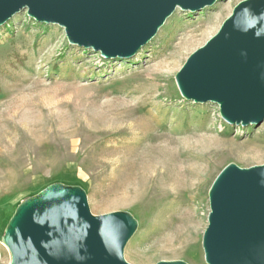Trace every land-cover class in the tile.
I'll list each match as a JSON object with an SVG mask.
<instances>
[{"label":"rangeland","instance_id":"1","mask_svg":"<svg viewBox=\"0 0 264 264\" xmlns=\"http://www.w3.org/2000/svg\"><path fill=\"white\" fill-rule=\"evenodd\" d=\"M240 1L176 9L130 59L71 45L25 10L0 27V264L16 207L55 183L80 187L93 215L137 220L128 263L206 264L209 189L230 163L264 164V122L227 124L216 104L185 100L175 74Z\"/></svg>","mask_w":264,"mask_h":264},{"label":"water","instance_id":"2","mask_svg":"<svg viewBox=\"0 0 264 264\" xmlns=\"http://www.w3.org/2000/svg\"><path fill=\"white\" fill-rule=\"evenodd\" d=\"M221 0H0V27L25 10L58 25L69 44L105 59H130L176 9L198 12ZM175 81L181 96L214 103L231 126L264 122V0H242L192 52ZM202 235L206 264H264V164L226 165L209 192ZM137 220L90 212L78 186L51 184L20 202L2 236L9 264H130L124 249ZM156 264H188L182 260Z\"/></svg>","mask_w":264,"mask_h":264},{"label":"bare ground","instance_id":"3","mask_svg":"<svg viewBox=\"0 0 264 264\" xmlns=\"http://www.w3.org/2000/svg\"><path fill=\"white\" fill-rule=\"evenodd\" d=\"M140 166L143 168V169H142V168H141V169H142L144 172L147 171V167H148V166H146V164L143 163V164H141Z\"/></svg>","mask_w":264,"mask_h":264}]
</instances>
